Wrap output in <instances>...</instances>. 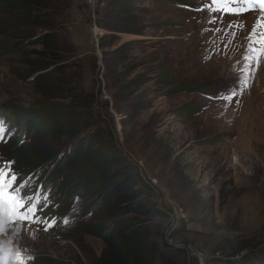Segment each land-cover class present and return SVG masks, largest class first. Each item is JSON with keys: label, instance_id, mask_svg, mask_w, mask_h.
Wrapping results in <instances>:
<instances>
[{"label": "rangeland", "instance_id": "rangeland-1", "mask_svg": "<svg viewBox=\"0 0 264 264\" xmlns=\"http://www.w3.org/2000/svg\"><path fill=\"white\" fill-rule=\"evenodd\" d=\"M64 1L56 17L64 73L73 75L85 94H93L86 100L81 121L110 127L117 148L148 178L144 182L162 212L147 221L151 235L161 241L159 249H170L162 245L164 241L184 249L188 264H223L230 258L226 248L245 244L264 230V40L259 39L264 18L258 6L252 10L251 4L234 0H125L129 10L123 19L130 21L129 14L132 23L112 25L134 26L139 33L109 34L100 25L114 21L102 16L107 0ZM10 16L8 22L13 13ZM89 21L96 28L99 59L91 46ZM254 26L257 35L251 37L252 44ZM40 30L23 26L0 35V104L27 105L36 100L29 84L18 77L23 70L20 55L8 48L10 41L25 42ZM100 41L108 45L106 55L124 57L123 81L140 80L128 100L139 98L148 107L136 112L110 87ZM32 48L36 46L22 47L25 52ZM114 57H106V62ZM183 83L205 84L209 92L173 89ZM113 94L119 98L116 104ZM186 103L189 110L179 109ZM0 124V166L16 174V186L25 184L21 195L28 204L39 190L38 208L43 209L36 213L38 222L31 224H10L1 209L0 226L7 230L0 239L13 232L24 256L43 254L63 263L88 264L102 243L82 226L106 221L89 210L94 185H86L85 198L57 193L52 199L50 191L58 180L42 188L34 169L7 160L11 153L4 146L15 130L2 118ZM34 143L52 147L54 140L32 136L18 148ZM66 171L59 177L64 182L70 174ZM259 248L260 244L250 246L231 257L232 264H264ZM13 257L9 252L0 255L4 264H13ZM172 261L176 264L175 258Z\"/></svg>", "mask_w": 264, "mask_h": 264}, {"label": "trees", "instance_id": "trees-1", "mask_svg": "<svg viewBox=\"0 0 264 264\" xmlns=\"http://www.w3.org/2000/svg\"><path fill=\"white\" fill-rule=\"evenodd\" d=\"M63 1L0 0V35L23 26L41 29L37 35H30V39L25 42L15 40L9 44L8 50L20 55L23 70L18 73V77L29 84L36 100L27 102V105L0 104V119L8 121L15 130L11 140L4 146L11 153L6 159L17 161L30 170L34 169L37 184L40 183L42 188L57 179L52 192L49 190L52 199H55L57 193L70 198L77 195L85 198L86 185H94V202L89 210L101 214L106 221L82 226L83 232L98 238L102 243L98 255L88 264H173L174 258L176 264H188V255L184 249L174 248L163 241L162 245L170 249L162 252L159 249L161 241L160 244L157 241L159 237L151 235L148 216L162 212L153 199L151 188L144 182L148 183V178L142 170L137 171L135 165L117 148L110 127L84 124L81 121L86 100H91L93 94H85L74 76L64 73L65 65L58 45L59 18H56L66 5ZM128 10L125 0H107L102 16L113 18L114 21L109 23L105 20L100 25L108 29L109 34L117 30L138 34L139 30L134 26H119L116 29L112 25L121 24V21L123 24L132 23L134 17L129 14L130 21L123 19ZM12 13V20L8 22L6 19ZM24 45H34L36 48L25 52L22 49ZM106 46L103 41L98 43L102 49L105 76L110 79V87L120 93V99L129 108L136 112L145 109L148 104L139 98L128 100L137 90L140 80L133 77L123 81L127 75V70L124 73L120 70L124 57H117L115 53L106 55ZM106 57H114L116 60L106 62ZM173 89L209 92L205 84L200 83H183ZM117 100L113 94V103L116 104ZM179 109L187 111L189 105L183 104ZM32 136L50 139V142L54 140V145L27 144L20 150V142ZM64 145L65 148L61 149ZM45 167L46 170L43 169ZM66 170L70 174L64 182L59 177ZM48 213L51 214V207ZM46 218L50 219L51 215ZM246 243L226 248L230 258L225 259L223 264H232L235 261L231 257L239 255L250 246L257 247L260 244L259 249L264 252V230ZM27 256L32 257L28 264H72L43 254ZM241 258L243 260L244 256ZM73 264L82 263L74 261Z\"/></svg>", "mask_w": 264, "mask_h": 264}, {"label": "snow or ice", "instance_id": "snow-or-ice-1", "mask_svg": "<svg viewBox=\"0 0 264 264\" xmlns=\"http://www.w3.org/2000/svg\"><path fill=\"white\" fill-rule=\"evenodd\" d=\"M213 2L215 3L216 0H213ZM234 2L241 3L242 5L251 4L252 10H256L258 6L261 17L264 18V0H234ZM237 11L240 10L237 9ZM256 35L257 28L254 26L249 36L250 43H255V41L251 40V37ZM259 39L264 40V34H262ZM246 59L248 58L246 57ZM233 95H235V93H233ZM16 180L17 176L10 168L0 166V209L6 210L8 222L10 224L17 221L20 223L27 222L29 224L38 222L35 220L36 213L37 211H43V209L38 208L41 202L39 190L37 191L35 200L31 204H28V198L21 195V190L25 187V184L21 183L19 186H16ZM49 226H51V224H49ZM2 235L3 233L0 232V236ZM2 254L3 249H0V255ZM31 259V256L25 257L18 249L13 257V264H28V261Z\"/></svg>", "mask_w": 264, "mask_h": 264}, {"label": "clouds", "instance_id": "clouds-1", "mask_svg": "<svg viewBox=\"0 0 264 264\" xmlns=\"http://www.w3.org/2000/svg\"><path fill=\"white\" fill-rule=\"evenodd\" d=\"M6 230V226H0V232L4 234ZM14 237L15 235L12 232V235L8 238L0 239V249H3V253L9 252L12 255H15V252L18 250V245L15 243ZM0 264H4L3 259H0Z\"/></svg>", "mask_w": 264, "mask_h": 264}, {"label": "water", "instance_id": "water-1", "mask_svg": "<svg viewBox=\"0 0 264 264\" xmlns=\"http://www.w3.org/2000/svg\"><path fill=\"white\" fill-rule=\"evenodd\" d=\"M89 26H90V32H91V39H90V42H91V46L93 48V50L95 51L96 53V57L99 59L100 58V55L99 53L97 52V42L95 40V34L92 32V28H93V23L92 21H89ZM149 186H152L150 183L148 184ZM160 209L164 210L163 208L160 207ZM165 211V210H164ZM167 212V211H166Z\"/></svg>", "mask_w": 264, "mask_h": 264}, {"label": "bare ground", "instance_id": "bare-ground-1", "mask_svg": "<svg viewBox=\"0 0 264 264\" xmlns=\"http://www.w3.org/2000/svg\"><path fill=\"white\" fill-rule=\"evenodd\" d=\"M94 29H96L95 27H93L91 30H92V32H94Z\"/></svg>", "mask_w": 264, "mask_h": 264}]
</instances>
